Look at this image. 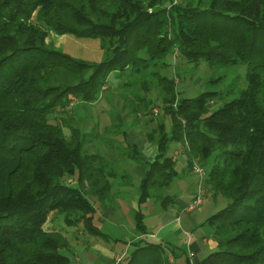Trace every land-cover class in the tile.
Returning a JSON list of instances; mask_svg holds the SVG:
<instances>
[{
  "label": "trees",
  "instance_id": "16d2710c",
  "mask_svg": "<svg viewBox=\"0 0 264 264\" xmlns=\"http://www.w3.org/2000/svg\"><path fill=\"white\" fill-rule=\"evenodd\" d=\"M52 35L101 39L105 57L74 58L48 42ZM201 63L213 75L195 95H183L176 78ZM240 66L244 87L208 89ZM112 78L122 89L137 86L130 101L136 125L140 112L161 105L126 264L176 257L169 243L148 239L141 209L151 199L167 205L163 190L179 176L173 143L186 155L187 171L204 169L205 193L228 200L206 220L215 247L195 264H264V0H0V264H71L67 237L45 228L51 214L107 238L96 218L115 210V188L131 175L87 149L99 132L57 116L96 103ZM115 117L124 149L141 163L144 150L128 141L131 126Z\"/></svg>",
  "mask_w": 264,
  "mask_h": 264
},
{
  "label": "rangeland",
  "instance_id": "374dc122",
  "mask_svg": "<svg viewBox=\"0 0 264 264\" xmlns=\"http://www.w3.org/2000/svg\"><path fill=\"white\" fill-rule=\"evenodd\" d=\"M177 1L184 3V1L189 0ZM48 42H52L58 50L89 63H100L105 57L101 39L81 38L75 35H52L50 39H48ZM245 74L246 69L244 66L229 68L222 72L227 82L222 86L211 85L208 89L211 91L231 88L238 90L245 86ZM211 75H213V72L210 67L205 63H201L198 65L196 71L192 70L188 72L184 78L177 77L175 82L183 89V95L193 96ZM109 82L100 100L96 103L92 105L84 104L83 109L81 106L78 107L79 105H74L73 108H69L68 111L75 109L76 115L73 117L69 118V116L63 113L57 116L58 118L62 115L68 117L69 123L79 127L81 126L88 132H99L98 137L89 138L90 142L85 145L87 149L93 153L100 151L101 154L109 160L111 167H114L118 172H122L126 175L127 172L124 171L129 170L131 175L130 178H124V182L129 180L130 183L121 188H117L119 185L115 188L114 194L117 193L119 199H123L122 201L119 199L115 200V204L117 205L115 206V210L117 214L107 216L105 213V215L98 213L99 215L96 218L101 232L106 234L107 238L92 237L85 231L83 224L79 223L77 226L70 227L66 224L63 216L51 214L45 228L47 230L59 231L67 237L72 246V250L69 253L71 264H101L99 257H97L98 260H96L97 258L92 256L95 253H93L91 249H93L95 245L98 246L96 248L97 250L111 258V264H126V257L129 256L133 248L130 244L133 237H135L133 211L138 208L142 179V173L139 172L137 168H146V161L150 160L156 152V146H151L152 144L149 141V134H156L158 124L161 121V118L158 117V115H161L160 103L157 101V103L152 104L150 110L146 112L148 113L146 116L142 115V112H140L136 125L132 122L134 113L131 110L132 105L130 101L135 99L133 94L136 92L137 86L135 85L134 88L127 90L118 86L117 83L120 82L118 78H112ZM141 95L146 97L147 100L152 97V95L149 93L146 94L144 91L141 92ZM118 114L120 118L122 117L124 119V126L128 128L131 126V131L128 136L129 143L138 144L140 148L142 147L144 150L143 157L145 160H142L139 164L130 159L129 154L126 149H124L126 147L125 143L123 144L122 142L123 137L117 135V131H114L116 128L115 124L119 121V118L115 117ZM112 115L115 116L113 117ZM58 118H55L56 120L52 122H60ZM80 120L83 121V124ZM106 127L109 129L108 131H105ZM64 131L66 135L70 137L68 128H65ZM119 145L120 147H117ZM151 147L155 149L154 152L151 151ZM170 154L173 156L174 160H177L176 169L179 172V176L171 189L163 190V197L167 196V202L165 203L167 204L166 207L162 206L163 198L160 199V201L151 199L141 207L145 214V223L148 231L147 237L153 242H165L173 247V252L176 257H172L173 259L169 264H188L187 255L190 259V264H195L187 249L188 239L185 238L183 230L180 229L178 232H174L171 229L176 226V222L174 221L178 216L187 220L189 215L185 211L181 212L174 203L175 199L184 198L189 200L191 194H193L191 192L189 193V189L195 192V197L201 195L203 198L202 204L190 212V215L197 218L200 223L197 229L198 231H194L193 236L200 242L203 236L207 237L210 243H205V245H203V248L205 247L207 249L213 246V240L212 230L205 222L211 215L225 208L228 204V200L222 196L215 199L205 193L202 187L203 179L200 182L201 178L196 170L192 167L191 171H187L186 155L183 154L179 144L173 143L171 145ZM70 183L74 185L75 181L70 179ZM168 196L173 200H168ZM108 209H106V211ZM162 229L168 231L167 234L160 235ZM187 236L189 237V235ZM204 255L205 253L199 255L198 259Z\"/></svg>",
  "mask_w": 264,
  "mask_h": 264
},
{
  "label": "crops",
  "instance_id": "0c3cea01",
  "mask_svg": "<svg viewBox=\"0 0 264 264\" xmlns=\"http://www.w3.org/2000/svg\"><path fill=\"white\" fill-rule=\"evenodd\" d=\"M151 151L154 152L155 149L153 147H151ZM152 156V155H150ZM139 172H141L143 174V172L145 171V168H137ZM129 174V170L127 171ZM193 193L191 194L189 200H186L184 198H180V199H175L174 203L175 205L181 210V212L185 211L187 212L188 217H187V220H184L182 219L181 216H178L177 219H175L174 222H176V226H174V228H171L174 232H178L180 229L183 230V233H184V236L185 238H187V249L189 250V253H190V257L193 258V261L196 262L198 260V256L199 255H203L204 253H208L211 249H213L215 247V242L212 241V247L207 249V248H203V245H205V243L209 244L210 242L208 241L207 237L203 236L201 239L202 241H197L196 238L193 236V232L194 231H198L197 229L199 228L200 226V223H199V220L197 218H195L194 216L190 215V210H188V207L190 206V204L193 202L194 198H195V192L192 190V189H189V193ZM119 200H123V199H119ZM105 214L107 216H111V215H116L117 212L116 210H113V209H108ZM104 214V215H105ZM164 229H162V232H160V235H164V234H167L168 231H164ZM172 232V231H171ZM201 232V231H200ZM192 235H191V234ZM156 235V234H154ZM189 235V237L187 236ZM98 246H94L93 249H91V251L95 254H93L92 256L94 258H97L99 257L100 261H101V264H111L112 263V260L110 257L102 254L101 251L97 250ZM193 255V256H192ZM98 260V258L96 259ZM171 261H172V258H171Z\"/></svg>",
  "mask_w": 264,
  "mask_h": 264
},
{
  "label": "built area",
  "instance_id": "2783aa9c",
  "mask_svg": "<svg viewBox=\"0 0 264 264\" xmlns=\"http://www.w3.org/2000/svg\"><path fill=\"white\" fill-rule=\"evenodd\" d=\"M194 170H196L197 174H199L200 176V182L202 181L203 177L205 176V172L204 169L201 168L199 165L194 164L193 166ZM202 193V192H201ZM203 198L201 197V195L197 196L193 202L190 204V206L188 207V210L193 211L197 206L201 205L203 200ZM193 256V255H192Z\"/></svg>",
  "mask_w": 264,
  "mask_h": 264
}]
</instances>
